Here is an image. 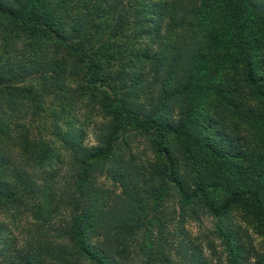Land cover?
Returning <instances> with one entry per match:
<instances>
[{
    "label": "trees",
    "instance_id": "trees-1",
    "mask_svg": "<svg viewBox=\"0 0 264 264\" xmlns=\"http://www.w3.org/2000/svg\"><path fill=\"white\" fill-rule=\"evenodd\" d=\"M255 21L264 26V0H0V264H128L140 232L149 229L143 193L159 180L177 183L186 203H194L195 215L216 218L215 235L227 264H255L247 232L231 219L232 211H243L264 236V189L222 192L223 180H212L208 171L212 161L214 173H222L217 163L224 146L216 151L213 141L196 145L189 128L199 106L190 100L204 88L197 76L210 81L219 61L241 59L238 69L220 68L209 112H217L221 121L214 118L212 126L231 131L223 135L228 160L255 164L254 149L242 138L252 129L259 142L264 140V83H258L264 81L257 76L264 71V49L255 56L249 48L259 35ZM106 39H127L124 54L137 56L141 76L130 78L126 68L108 71L100 47L106 46L109 61L121 55ZM70 77L90 84L87 92L102 94L108 119L95 124V144H84L75 132L65 134L68 158L50 140L28 133L19 120L2 118L14 119L12 112L19 119L40 115L43 108L32 105L44 102L41 92L54 85L67 97L73 93L65 84ZM28 81L40 84L39 90ZM136 86L142 90L138 98L117 101ZM225 112L227 121L234 120L228 126ZM125 132L131 133L128 140ZM139 133L158 157L147 171L131 151ZM63 164L69 166L65 175ZM102 177L117 190L101 188ZM5 209L36 220L31 239L21 240L8 229L1 214ZM193 255V260L201 258ZM156 259L149 256L147 264Z\"/></svg>",
    "mask_w": 264,
    "mask_h": 264
},
{
    "label": "rangeland",
    "instance_id": "rangeland-1",
    "mask_svg": "<svg viewBox=\"0 0 264 264\" xmlns=\"http://www.w3.org/2000/svg\"><path fill=\"white\" fill-rule=\"evenodd\" d=\"M255 30H259V35L256 36L249 48L256 54L255 56H257V54L261 52L260 50L264 49V26L255 21ZM106 42L121 55V57L114 60V62L109 61L107 56L109 52L106 51V46L100 47L105 56L100 57V59L108 66V71L114 72L120 69L125 70L124 68H126L130 78H134L138 76V74L141 76V73H143V65L140 64L137 56H134L135 54L130 56L128 53L126 55L124 54L127 46V39L123 41L120 39L111 41L106 39ZM138 48L140 49L139 46ZM86 52L88 56L92 55L90 48H88ZM0 54H3L2 41H0ZM50 56V54L47 55L48 59L52 58ZM234 57L236 56L234 55ZM48 59L46 61H48ZM80 61L81 58L78 64ZM256 61L257 59L255 62ZM201 62L203 64L204 61L202 60ZM240 62L241 59L236 60V58L233 57L227 60V62L226 60L219 61L216 71L211 75L212 78L210 81L204 78V74H202L203 78L202 75L197 76V82L201 84V86H204V88L197 90L194 100H190L191 103L199 105L195 110L192 124L189 127L192 134L197 138L196 145L210 144V142L213 141L216 151H218V147L220 149L224 146L223 151L218 153L219 163H217L220 167L219 171L222 173H214L217 172L215 162L211 160V164L214 167L208 171L212 180L213 178H220V180H223L224 185H220L222 192H228L234 189H264V163L261 161L262 158L264 159V140L259 142L256 136L257 130L251 129L244 131L242 134L243 140L246 137V141H244L247 142L248 148L254 149L255 164L249 165L247 161H240V159H235L234 163H231V161L228 160L231 157L230 147L225 144V138L223 136L231 131L223 128L220 129L219 127L223 125L218 128L212 126L214 118L217 120H220V118L215 115L217 112L213 114L209 112L212 95L219 86L220 77L218 75L220 73V68L234 66L238 69L240 67ZM72 63L76 65L74 61H72ZM202 64L199 62L197 66L201 67L200 65ZM86 70L87 69H85V71ZM196 73H198V67ZM263 75L264 71L258 70L257 76L260 78H258L259 81H264L262 78ZM258 83L262 85L264 82ZM65 84L73 90V93H69L67 97H63L64 91L62 92L59 87L55 88L54 85L48 93L41 92V95L44 96V102L41 105L34 102L35 104L32 105V107H39V109L43 108V113L40 115L38 114L37 116L27 119H19L22 118V116L12 112L8 114L15 116L14 119L12 117H6L2 118V120L6 122L19 120L21 125L28 126V128H26L28 133L31 135L34 134L36 138H41L46 141L50 140L54 148H58V151H61L62 156L69 158L71 153L67 149H64L65 134L75 132L77 135L79 134L81 136L84 144H95V124L97 122H103V120L105 121L108 117L106 118L102 112L103 109L100 102L102 94L97 91L87 92L86 88H88L90 84H85L77 77L68 78ZM27 85H34L35 90H39L41 86L33 81H28ZM101 89L104 90L105 87ZM132 92L133 94H131ZM108 93L110 94V92ZM141 93L142 90L140 86H136L134 89L131 88L127 93L122 92L121 97H119L117 101H119L120 104H125V100H134L138 98ZM92 94L94 95L93 97ZM38 100L40 101V99ZM5 108L8 109L9 107L5 106ZM8 110L11 109L9 108ZM216 111H219L218 108ZM223 116L224 122L223 120L222 122L227 126L234 122L232 118L229 121L226 120V112L223 113ZM219 120L216 122H221ZM209 125L212 127H209ZM246 128L250 129L249 127ZM123 134L124 140H128V137L131 136L130 132H125ZM262 135L264 139V134L262 133ZM144 139L145 137L139 133L136 139H132L130 145L132 153H134L139 160V168L142 169V171H147L148 166H150L149 164L158 161V157L152 150L151 141L148 143ZM205 139H207V141ZM169 140H171V138H169ZM122 152L123 151H121V153ZM123 154H129V150H124ZM127 158L130 159L128 161H132V158L129 156H127ZM230 165L231 168H229ZM68 167L69 166L66 164L61 166V175L68 173ZM123 168L125 172L130 169L127 164ZM256 169L258 170L256 171ZM232 170L236 172L234 175L231 173ZM226 171L229 172L226 173ZM67 183L66 181L65 184ZM72 184L73 182H71V185ZM150 186L156 187L157 189L152 190ZM150 186H146L147 191L143 193L147 203V217L144 222L149 229H146L147 232L144 230L140 232L139 238L132 249L133 254L128 264H147V262H151V260H148L149 256L157 257L154 264H189L191 261H196L193 260V254L195 253L199 258L201 257L195 264H199V261L204 264H227L221 241L218 239L217 235H215L216 218L210 214L200 213L199 215H195L193 213L194 203H186L189 199L181 193L179 185L175 182L166 180L160 183L159 180L158 183ZM100 187L117 190V186L108 177L100 178ZM119 191L120 190H118V192ZM1 214L3 221L8 225V229L12 227L15 236L19 237L21 240L31 239L33 237L35 232V219L28 218L26 214L14 217V211L11 209H5ZM231 220L237 226H240L242 231L247 232L246 239L251 242L250 262L259 264V260L264 258V236L258 233L250 218L239 209L232 211ZM159 223L163 225L162 229L158 228ZM30 229H32L33 233L31 236H27ZM144 243L147 244L146 249L140 251V245ZM1 248L4 250L3 247Z\"/></svg>",
    "mask_w": 264,
    "mask_h": 264
}]
</instances>
